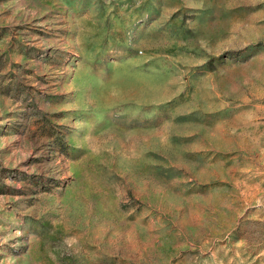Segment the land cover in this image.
Wrapping results in <instances>:
<instances>
[{"label": "rangeland", "instance_id": "374dc122", "mask_svg": "<svg viewBox=\"0 0 264 264\" xmlns=\"http://www.w3.org/2000/svg\"><path fill=\"white\" fill-rule=\"evenodd\" d=\"M0 264H264V0H0Z\"/></svg>", "mask_w": 264, "mask_h": 264}]
</instances>
